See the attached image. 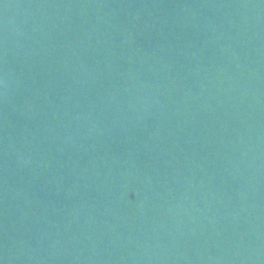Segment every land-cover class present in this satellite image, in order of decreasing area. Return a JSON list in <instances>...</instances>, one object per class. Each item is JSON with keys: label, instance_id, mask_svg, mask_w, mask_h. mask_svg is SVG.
<instances>
[{"label": "water", "instance_id": "1", "mask_svg": "<svg viewBox=\"0 0 264 264\" xmlns=\"http://www.w3.org/2000/svg\"><path fill=\"white\" fill-rule=\"evenodd\" d=\"M0 264H264V0H0Z\"/></svg>", "mask_w": 264, "mask_h": 264}]
</instances>
